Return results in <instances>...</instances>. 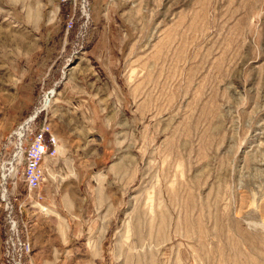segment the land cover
<instances>
[{"label": "rangeland", "instance_id": "374dc122", "mask_svg": "<svg viewBox=\"0 0 264 264\" xmlns=\"http://www.w3.org/2000/svg\"><path fill=\"white\" fill-rule=\"evenodd\" d=\"M70 4L0 0V173L55 90L25 132L58 152L8 192L22 264H264V0H87L66 34Z\"/></svg>", "mask_w": 264, "mask_h": 264}, {"label": "built area", "instance_id": "2783aa9c", "mask_svg": "<svg viewBox=\"0 0 264 264\" xmlns=\"http://www.w3.org/2000/svg\"><path fill=\"white\" fill-rule=\"evenodd\" d=\"M72 1V2H71ZM72 3L70 12L67 15L66 34L69 33L77 21L82 23L89 22V13L87 9V0H69ZM84 48L79 47L74 54L83 53ZM54 88L47 91L42 99V104L36 108L33 114L20 126L18 131V142L16 151L9 161L2 163L1 181L2 185V203L6 210L7 227L6 235L3 240V253L7 258L13 257L14 264H22L23 259L30 253L31 244L27 237L26 224L20 222L23 204L15 209L9 198L11 178H13L14 164L23 161L22 178L26 188L29 191L38 189L44 180V161L45 157H55L58 152V140L52 132L49 122H44L38 129L26 134L25 129L33 122L40 113L49 105L53 95ZM32 135L31 138L28 135ZM19 153V154H18Z\"/></svg>", "mask_w": 264, "mask_h": 264}, {"label": "crops", "instance_id": "0c3cea01", "mask_svg": "<svg viewBox=\"0 0 264 264\" xmlns=\"http://www.w3.org/2000/svg\"><path fill=\"white\" fill-rule=\"evenodd\" d=\"M59 9H60V4H56L55 5V11L56 12H58L59 13ZM92 12H95V10H94V8L92 9ZM94 16V15H93ZM92 16V17H93ZM93 22V21H92ZM91 42V43H90ZM87 46H89L90 47V49H88V47ZM98 46H99V41H97V40H95L94 42L92 41V38H88V40L86 41V47H87V51H89V54H91V52L92 51H94V50H97V48H98ZM86 58H84L83 60H85ZM51 76H52V73H51ZM29 112V111H28ZM30 113V112H29ZM29 113H27L26 114V116L27 115H29ZM52 125V124H51ZM51 129H52V132L55 134V130L53 129V127L51 126ZM56 135V134H55ZM60 138V137H59ZM45 164V163H44ZM43 164V165H44ZM79 165H80V163H79ZM87 166H88V164H87ZM49 164H46V165H44V170H48L49 168ZM48 168V169H47ZM81 182V181H80ZM73 216V219L74 220H80V218L79 217H77V216H75V214L74 215H72ZM84 232H85V229H83V227L81 228V229H78L76 226H75V229H74V223H72L71 224V226L70 225H68V235H69V237L70 236H72V237H74V239L75 240H80L81 238V236H83L84 235ZM86 233V232H85ZM74 239H73V241H74ZM75 242V241H74Z\"/></svg>", "mask_w": 264, "mask_h": 264}, {"label": "bare ground", "instance_id": "6f19581e", "mask_svg": "<svg viewBox=\"0 0 264 264\" xmlns=\"http://www.w3.org/2000/svg\"><path fill=\"white\" fill-rule=\"evenodd\" d=\"M19 154V153H18Z\"/></svg>", "mask_w": 264, "mask_h": 264}]
</instances>
